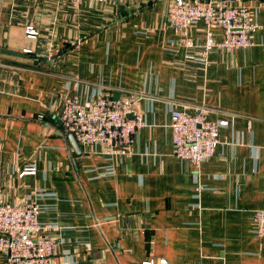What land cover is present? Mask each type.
<instances>
[{
  "label": "crops",
  "instance_id": "obj_1",
  "mask_svg": "<svg viewBox=\"0 0 264 264\" xmlns=\"http://www.w3.org/2000/svg\"><path fill=\"white\" fill-rule=\"evenodd\" d=\"M234 1L258 25L252 45L204 60L175 44L173 0H0V49L23 55L0 53V200H36L60 228L55 264H264V0ZM204 28L190 30L197 45ZM124 94L145 121L130 154L75 152L63 99ZM198 107L228 126L196 169L173 157L169 125Z\"/></svg>",
  "mask_w": 264,
  "mask_h": 264
},
{
  "label": "built area",
  "instance_id": "obj_2",
  "mask_svg": "<svg viewBox=\"0 0 264 264\" xmlns=\"http://www.w3.org/2000/svg\"><path fill=\"white\" fill-rule=\"evenodd\" d=\"M66 1L76 6L83 2ZM167 20L177 34L175 44L198 49L204 60L213 51L231 52L250 47L258 28L253 14L234 0H173ZM198 22L205 27L204 42L200 45L190 34ZM214 30L220 32L221 40L215 39ZM25 34L31 40L38 37V32L30 26L26 27ZM139 99L140 95L136 94H124L117 100L104 95L86 101L75 96L65 97L59 115L62 131L65 135L71 134L83 147L99 146L106 156L121 160L130 154L137 133L145 127L143 114L135 110ZM227 126V120L209 121L207 111L201 107L192 115L173 110L169 125L173 157L198 169L214 156L219 145V130ZM34 170L29 167L20 176L34 174ZM40 207L35 199L16 204L0 200V264H55L60 240L54 235L60 228L38 221ZM253 221L256 236L264 238V210L254 211ZM144 264L169 263L159 259Z\"/></svg>",
  "mask_w": 264,
  "mask_h": 264
},
{
  "label": "water",
  "instance_id": "obj_3",
  "mask_svg": "<svg viewBox=\"0 0 264 264\" xmlns=\"http://www.w3.org/2000/svg\"><path fill=\"white\" fill-rule=\"evenodd\" d=\"M0 53L2 54H6V55H10V56H15V57H20V56H23L19 53H15V52H12V51H7V50H2L0 49ZM115 100L118 99V97H114ZM59 125L61 126V122L59 121ZM68 139H69V142L72 146V148L74 149L75 152H80V148H79V145L78 143L76 142V140L74 139V137L71 135V134H68Z\"/></svg>",
  "mask_w": 264,
  "mask_h": 264
}]
</instances>
